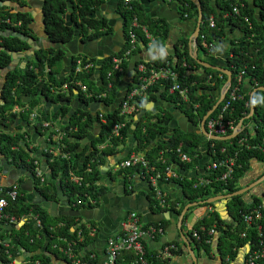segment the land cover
Returning <instances> with one entry per match:
<instances>
[{
	"label": "trees",
	"instance_id": "obj_1",
	"mask_svg": "<svg viewBox=\"0 0 264 264\" xmlns=\"http://www.w3.org/2000/svg\"><path fill=\"white\" fill-rule=\"evenodd\" d=\"M42 19L43 28L48 35V39L52 43L63 44L70 41L75 35L74 26L79 28V35L82 41H89L99 38L102 35L109 33L111 28L106 22V18L98 17L96 14L100 9L103 0H43ZM178 9L182 16H195L198 11L196 5L191 0H177ZM202 8V22L200 31L196 39V44L199 50L205 54H209L214 50L215 42H223L227 25L237 27L241 35L236 41L230 43L228 55L226 58V66L231 71V88L239 84L240 88L237 97L231 101L229 107L222 111L224 103L229 98V92L224 100L218 104L215 110L207 117H215L222 112V118L229 120L233 126H236L238 121L249 113V95L244 93L241 88V83H238L237 75L243 71L242 80L247 78L255 84V87L264 86V0L258 2L260 8V19L253 15V9L249 7L245 0H216L220 11L217 13L209 4V0H200ZM243 4L240 6V4ZM127 8L123 0L117 3V12L123 18V27L125 33V43L123 48L107 56L100 69L101 80L99 84L95 82V67L75 71L76 61L81 58L83 63L92 61L93 57L77 54L71 57V67L68 73L61 79L57 77V64L64 55L62 49L56 50L52 46L41 48L34 51V56L27 59L24 67L15 66L13 69L7 70L4 79L0 72V81L2 87L0 90V125H11L17 119L25 120L30 125L29 113L36 107L40 111V116L44 120H52L57 122L63 132L60 144H64L63 151L69 154V158L65 159L60 155L52 156L45 152L47 157V177L44 183L39 185V181L35 179V185L40 195L47 200H58V187L61 188L69 205L75 209L92 208L99 204L100 196L104 193V187L97 183L100 178L98 164H104L108 157L118 155L126 143V138L130 125L133 119L126 121V126L121 131V138H108L111 126L121 118L118 116L119 105H115V100L119 93V84L124 77L127 66L132 56L139 50L140 45H147L153 48H163L165 40L168 37L169 26L163 19H155L146 14L144 5L140 0H130ZM234 6L239 7V15H234L232 9ZM71 8V10H70ZM227 13V15H225ZM229 13V14H228ZM213 17L214 27L209 26V18ZM69 17L74 25L66 21ZM140 26H143L150 34L152 39H148L141 28H133L136 33L139 44L136 50L131 55L124 56L125 48L127 47V38L129 36L130 26L133 18ZM247 17L248 22L244 20ZM8 19L9 22L5 20ZM32 17L27 12H10L8 7L0 5V29H12L26 36H33L30 22ZM212 43L213 47L208 50V45ZM242 43V45H240ZM206 44V45H204ZM174 55H169L165 58H157L151 61L144 62L146 67L157 68L169 62V66L178 74L177 81L181 87H186L188 90L187 99L184 100L178 91L170 92L169 88L172 84L169 80H159L148 86L147 95L144 98H137V101L132 102L135 106L134 115L137 114L138 104L154 101L157 92H161L162 97L176 104L188 119L197 125L203 115L211 109L216 99L211 92L220 89L226 80V75L215 69L204 67L198 64L189 53V47L186 38L179 39L176 45ZM29 48V44L25 40H21L18 36L0 35V69H6L11 66V53H18ZM113 57L121 58L120 70L113 68ZM138 63V62H137ZM136 63V64H137ZM108 72L111 75L107 76ZM221 76V77H220ZM138 82V76L133 78L127 88H131ZM80 83V84H78ZM82 86L86 91L82 90ZM86 93H92L89 97ZM104 94V95H101ZM101 95V96H98ZM23 97H30L27 102L23 101ZM74 97L89 105L94 101H100L106 107L113 106L112 111L101 110L97 113V122L101 124L99 135L92 141V150L85 156L84 161L79 166V154L76 149L79 146V141L89 134V129L94 124V117L91 112L86 109H76L67 119L70 107L62 105L54 112H47L42 107V99L59 102L62 100L72 101ZM253 113L251 116L243 119V129L240 133L229 140H210L209 146L212 161L226 155L234 156L233 171L229 178L220 180L217 177V172L212 171L206 177L209 182L206 185L193 187L199 176L187 178L180 175L179 178L169 177L167 180L177 181L182 184L185 195L188 201L197 202L204 200L211 194H226L240 189L239 182L245 176L249 169V163L252 159L264 162V90L257 89L253 93ZM14 105L27 106L24 112L14 113L11 109ZM40 106V107H39ZM106 120L101 122V117ZM158 117L159 121H164L166 115H158L155 109L147 111L144 117H140L138 123L133 130L137 139V144L133 147L135 151L143 152L144 158L150 166H153L154 171L161 172L164 175L166 166L179 165L181 168L188 169L195 167L198 163L199 145L198 135L194 132H184L178 128L170 134L167 139L160 140L158 136L168 131V127L157 123L154 118ZM207 120V119H206ZM37 130H41L40 122H34ZM252 125V129L248 128ZM21 125H17L16 129L21 130ZM232 130H229V134ZM25 131L6 132L0 130V154L6 159L5 162L13 164L16 168H24L32 173V160L36 157L30 156L29 152L20 145V142L25 141ZM108 138V139H107ZM243 141L240 142V140ZM105 145L99 149V145ZM153 144L149 147V145ZM182 153L190 157V162L180 160L176 148ZM224 147L225 151L220 149ZM131 151L126 154H130ZM31 162H27L26 159ZM125 158V157H124ZM141 170L139 168H127V171ZM220 171V170H219ZM140 172V171H139ZM70 174L80 178L79 183H75L70 179ZM7 189H11L7 187ZM15 195H8L7 205L4 212L13 216L16 222L20 221L27 215L34 216L40 224L41 231H37L32 220L26 219L19 227L14 226L15 223L8 222L7 219L0 220V264H13L12 261L21 251L27 252L25 264H53L50 252L56 257H61L66 263L70 262L61 254L58 248L53 245L66 246L67 241L74 242L76 252H81V258L89 263H96L94 258H90V253L85 249L93 242L94 236L88 234L86 224L81 221L80 216L56 215L52 216L49 211L38 203H33L27 199L25 192L17 187ZM152 196L153 190H150ZM166 206L173 207L174 203L169 196H165ZM154 205L157 201L153 199ZM228 208L234 218V222L222 228L223 221L216 212H209L196 221L194 227L188 232V236L194 243L196 248L202 247L209 249V241L212 233L210 229H216L220 232V246L223 248V254L229 257H234L236 248L242 247L245 244L249 246L246 253V258L260 247L264 248V218H259L256 223L247 226L243 220V213L249 212L250 209L264 203L260 199L255 198L252 203L245 204L241 198V194L231 197ZM181 209V207H180ZM179 209V211H180ZM94 226L93 221H89ZM257 223L261 225L260 231L257 229ZM164 224L160 221L159 226ZM193 231H196L198 237L193 236ZM245 232L242 237L241 233ZM82 236L79 239L78 235ZM259 233L261 235H259ZM47 235V237L45 236ZM7 242V246L4 243ZM47 242L45 250H42L43 244ZM174 243L178 246L177 242ZM166 243H163V246ZM166 244V245H167ZM172 253L181 252V249L172 250ZM123 256L124 262L130 264L135 255L130 250H125L119 254L116 264H120L119 258ZM146 260L149 264H166L169 258H164L162 255L151 251H145ZM264 264V254L256 262ZM124 264V263H122Z\"/></svg>",
	"mask_w": 264,
	"mask_h": 264
},
{
	"label": "crops",
	"instance_id": "obj_2",
	"mask_svg": "<svg viewBox=\"0 0 264 264\" xmlns=\"http://www.w3.org/2000/svg\"><path fill=\"white\" fill-rule=\"evenodd\" d=\"M41 1L42 0H0V5L8 7L9 11L12 13L20 11L27 12L31 15V34L35 39L36 46L40 47L38 49L48 48L45 47V44L48 42V40L44 38ZM118 1L119 0H103L101 2L100 13L103 17L106 18V22L111 28V31L109 33H106L99 38L92 39L94 41L92 43H90L91 40L82 41L80 35H76L75 39L73 40L77 49V53L74 55L82 54L87 55L88 57H93L95 59L94 67L101 59V55L109 54L111 51H114L115 49H121L124 46L126 37L125 33L122 34V30L124 32L122 17L117 12L116 5ZM245 1L248 3L249 7L253 9L254 17L260 19V8L258 5V2L260 0ZM140 2L144 5V10L147 15L155 19H163L168 23L169 33L167 39L165 40V45L163 48H153L150 46V42H148L147 45H140L139 50L132 56V58L137 57V59L139 60L137 62H149L157 58H165L169 55H174L179 39L186 38L189 47V53H192V51H194L196 48L197 57L199 59L212 64L223 65L225 64L227 55L229 54L228 51L231 41H236L237 38L241 35V32L237 27L227 25L223 42H215L214 50L208 52L209 54H205L198 49L197 44L192 42L191 39L197 27L198 13L195 16H182L178 9L177 0H140ZM209 4L212 8L215 9L217 13L220 11L216 0H209ZM65 19L72 24L69 17H66ZM2 32L3 31L0 29V33ZM81 43H88L89 47H85V45H82ZM240 45H242V43H240ZM30 51L31 48L29 47L27 50L22 51V53H25V55L29 57H33L34 51L33 53ZM65 55L66 54L64 53L63 56ZM27 59L16 55L15 60L11 63V66H19L20 68H22L26 64ZM130 61L127 66V71L124 77L121 79L120 83L121 86L124 87L125 91L128 84L131 83L133 78L137 75L136 65L134 69H130ZM67 65L68 63L66 59L63 60L62 57L57 67V77L59 79L63 78L68 73L69 68H67ZM95 82L96 84L100 83L98 79L95 80ZM241 88L244 93L249 95L250 104V96L252 95L253 98V93L257 90V87H255V84L253 82L245 78L241 83ZM219 92V88L211 92L214 99H217ZM74 99H77V97H74L73 100ZM23 100L27 102L28 100H30V97H23ZM41 105L47 112H52L53 107H45L43 103ZM138 107L139 110L137 114H133L131 118L133 119V121L130 125V129L133 128L135 118L137 116L144 117L147 111L155 109L158 115L162 116L167 114L168 117L164 118V121H159L157 116L152 118L157 123L168 127V131L164 134H160L161 136H158V139H167L170 134L174 132L175 128H178L180 130H182L181 128H190L191 130H193L191 132L196 133L199 138V145L197 148L199 152V158L197 165L188 169L181 168L179 165H174L172 166V168L179 175H183L187 178H192L195 176H207L209 174V170L207 168L208 164L212 161L211 152L209 150V146L211 147V144L209 141L214 139H209L208 137L203 135V133L199 130L200 122L197 125L193 124L176 104L162 97L161 92H157L156 99L154 101L152 100L146 103H140L138 104ZM101 110L104 109L101 107L98 108L97 113L98 111L102 112ZM33 111L39 112L38 108L37 110L33 109ZM17 121L18 120H16L15 123ZM98 123L99 122L97 121L94 122L93 126L89 129V134L79 141V146L76 149L79 154H82L78 158L79 166L84 161L85 156L91 151V148L87 145L89 142L87 137L91 133H94L95 138L97 136L96 132L101 129ZM170 123H173V125H171ZM11 125H5L12 128L10 131L6 132H13V127L17 126L15 125L12 127ZM194 125L197 128L193 127ZM2 126L3 125H0V129L2 128ZM24 126L21 127V130H16L19 132L25 131V141L20 142V145L23 146L26 151L33 150V153L29 152V155L40 160L42 166H46L47 169V163L44 164L43 162V157L45 156L43 149L48 144L44 140L45 132H43L42 129L36 130L38 133L36 134L32 128V123L30 124V126ZM242 126L244 127L243 121ZM248 128L252 129V125H249ZM43 141H45V143ZM136 144L137 139L134 135V132H129L128 130L126 143L123 146L122 151L118 155L108 157L104 164H98L97 168L100 171V178L98 179L97 183L104 187V193L100 196L99 204L96 207L81 208L90 210L87 211V217L83 215L80 216L82 217L81 221L86 224V228H88V225L93 226L89 223V221L94 222V235L96 236L91 245L89 247H85V249L90 253L89 257L94 258L96 260V263H101L103 260H105L107 255V240L110 237L115 236V234L119 232L121 222L124 220L127 213L130 211H136L137 213H139L141 221L145 226H159L160 221H162L164 224L161 233L156 234L154 238L146 239L144 241V246L147 251H151L160 256L162 255V249L168 245L167 243H178V248L181 249V252L172 253L171 250H169V252H164V256L162 255V257L164 258H169L166 264H245L246 253L249 250V246L247 244L242 247L236 248V253L234 257L231 258L227 254H223V248H221L219 244L220 232L216 229L213 228L214 232L212 233L211 239L209 241L210 247L208 250L202 247L196 248L194 243L188 236V232L193 229L196 221L207 215L209 212H216L218 214L220 219L223 221V224L221 225L222 228L225 229L227 226L231 225L234 222V218L231 214L230 209L228 208L229 206H231L228 202L231 197H221L219 199H215L213 197H217L223 194H211L204 200L190 202L186 198L182 184L173 180L159 179L158 186L163 190L166 196H169L170 199L173 200L174 203L172 204H174V206H169L164 210L163 207H159L156 204L154 205V195L152 196L150 192L151 186L148 180L140 174L141 170H136L130 173L127 171V168L116 167L117 163L121 162L124 157L127 158L132 153L143 156V152L135 151L133 149ZM152 145L153 144L149 145V147ZM129 150L131 151V153L126 156ZM1 157L4 156L0 154V159ZM14 167L16 166H14L13 164H5V166L0 165V185H12L16 183L27 196L32 193L31 195H29V200L35 199L34 197H32V195L34 194V190H37L35 185V178L27 169H25V171H22ZM132 167L136 168L137 166ZM47 171L49 172V170H46V173ZM261 177H264V162L252 159L249 163L248 171L239 182L240 189L245 188V190L240 193L241 198L245 204L252 203L255 198L260 199V201L264 203V179L258 181V179H260ZM52 203L53 201L50 203L49 207H45L50 214L51 210L58 215V213L63 209H67V207L72 208L69 205V202L66 205V203L64 202V198L59 197L56 201L57 205L55 207H52ZM192 207H195V209L191 210ZM183 211V216L180 217ZM26 219L32 220L35 229L37 231H41V228L37 226L36 220L32 215L23 217L20 221L16 223L14 222V226L10 227L17 228ZM183 236L190 239V245L193 253L189 251L187 244L184 242ZM163 243H166L167 245L165 244L163 246ZM27 254V252L21 251L14 257L12 263L25 264L27 261ZM123 256L124 255H121L119 258L120 264H127L126 262H124ZM51 259L53 264L66 263L61 257L53 256L51 257Z\"/></svg>",
	"mask_w": 264,
	"mask_h": 264
},
{
	"label": "built area",
	"instance_id": "obj_3",
	"mask_svg": "<svg viewBox=\"0 0 264 264\" xmlns=\"http://www.w3.org/2000/svg\"><path fill=\"white\" fill-rule=\"evenodd\" d=\"M130 0H123V3L127 8H131L129 5ZM243 4L241 3L240 6ZM239 7L234 6L232 9V13L234 15H239ZM229 14V13H228ZM227 15V13L225 14ZM244 20L248 22L247 17H244ZM6 22H9L8 19L5 20ZM209 26L214 27V19L211 16L209 18ZM133 28H141L143 32L145 33L146 38L152 39L150 34L146 31V29L143 26H140L136 20V17L133 18L130 26L129 36L127 38V47L124 51V56L131 55L134 50H136L139 41L137 40L136 33L133 31ZM206 45V44H204ZM208 50H210L213 47V44L210 43L208 46ZM113 68L120 70V62L121 58L119 57H113ZM94 63L92 61H88L86 63H83L82 59L79 58L76 61V67L75 71L79 72L83 69H89L93 67ZM136 73L138 76V82L134 84L133 87L127 88L120 103H119V111L118 116L121 118L120 120H117L113 123L110 129V133L108 134V138L115 139V138H121V131L126 126V121L131 119L133 116V113L135 111L134 103L137 101V98H144L147 95V89L148 86L155 83L159 80H169L172 82L170 85L169 91L174 92L178 91L179 94L182 96L184 100L187 99L188 90L186 87H181L179 82L177 81L178 74L175 70H173L169 66V62H166L165 65L157 67V68H147L144 62H138L136 64ZM243 71H240L237 75L238 83H241L242 81V75ZM111 75L110 72H108L107 76ZM221 77V76H220ZM80 84V83H78ZM231 88V85L228 88L227 93L229 94L228 100L224 103L222 107V111H224L226 108L229 107V104L231 101L235 100L237 97H241V95L237 94L238 89L240 88L239 84L234 85V87L229 91ZM82 90L86 91L85 87L82 86ZM226 93V94H227ZM87 96L91 97L93 96L92 93H86ZM104 95V94H101ZM98 95V96H101ZM226 96V95H225ZM225 98V97H224ZM223 98V100H224ZM222 100V101H223ZM221 101V102H222ZM134 102V103H132ZM27 110V106H19L14 105L11 109V112L18 113V112H24ZM41 114L37 111H31L29 113V120L34 122H40L42 126V131L45 132L44 140L48 143L44 149L43 152H48L52 156L60 155L61 157L68 159L69 154L63 151L64 144H60V140L62 138L63 132L60 129L57 122L52 120H44L40 116ZM99 116L101 117V122L105 123V119L102 117V114L99 113ZM205 127L207 131L210 134L213 135H227V132L229 130H233L235 126L229 121L224 120L222 118V112H220L215 117L207 118L205 121ZM107 138V139H108ZM243 141V139L240 140V142ZM105 145H99V149L102 148ZM211 147H213V144H211ZM221 152L225 151V148L222 147L220 149ZM176 152L178 153L180 160L184 162H189L190 157L182 153L178 148H176ZM47 158V157H46ZM27 162H31L30 159H26ZM233 165H234V156L232 155H226L223 157L218 158L215 161H211L208 164V170L209 174L215 170L217 172V177L220 180H224L230 177L232 171H233ZM132 166H137L141 169L140 174L145 177L154 193V199L157 201V205L159 207H165L166 206V199H165V193L163 190L158 186L159 179L167 180L169 177L171 178H177L180 175L170 166H166L164 170V175L161 172L154 171L153 166H150L148 161L139 154L132 153L127 158L122 159L121 162L117 163V168H130ZM16 168V167H14ZM46 166L43 167L40 160L37 158H34L32 160V175L35 179L39 181V185L45 182L47 174H46ZM220 170V171H219ZM30 171V170H29ZM70 179L75 182L79 183L80 178L70 174ZM209 182V179L206 176H201L197 180L196 183L193 184V187H198L202 185H206ZM11 189H7V187H10ZM18 185L12 184V185H0V220L7 219L8 222L14 223L16 222V219L13 216H9L4 212V209L7 205V196L8 195H15L17 192ZM35 218V217H34ZM259 218H264V207L262 205H257L249 210V212L243 213L242 220L243 222L249 226L252 223H256V220ZM37 226L40 227L39 221L35 218ZM88 234L90 236H94L95 229L93 226L88 225ZM257 229L260 231L261 225L257 223ZM161 227L157 226H145L142 221L139 213L136 211H130L127 213L124 220L121 222L120 230L118 233L115 234V236L110 237L107 240V255L105 260H103L101 263H89L87 260H83L81 258V252H76L74 248V242L67 241L66 246H60V245H53V247L58 248V250L61 252V254L70 262V264H116L117 257L119 254L125 250H130L134 253L135 257L133 261L130 264H149V262L146 260L145 257V246L144 241L146 239L154 238L156 234L162 232ZM210 233L214 232V229L209 230ZM259 235H261L259 233ZM193 236L198 237V234L196 231H193ZM241 236H245V232L241 233ZM79 239L82 238V236L78 235ZM5 246H7V242L4 243ZM178 246H176L174 243H170L167 246H165L162 249V255L164 256V252L169 250H177ZM264 254V248L260 247L259 249L253 251L245 260V264H257L256 262L261 258ZM92 258V257H90Z\"/></svg>",
	"mask_w": 264,
	"mask_h": 264
},
{
	"label": "water",
	"instance_id": "obj_4",
	"mask_svg": "<svg viewBox=\"0 0 264 264\" xmlns=\"http://www.w3.org/2000/svg\"><path fill=\"white\" fill-rule=\"evenodd\" d=\"M195 5H196V8H197V10H198V16H197V27H196V30H195V32H194V35H193V37L191 38L192 39V42H194V43H196V39H197V37H198V34H199V30H200V24H201V22H202V8H201V3H200V1L199 0H191ZM43 0L41 1V7H42V5H43ZM117 6V5H116ZM100 9H101V5H100ZM100 9H99V11H98V13L96 14L98 17H101L102 15H101V13H100ZM120 15V14H119ZM121 16V15H120ZM122 17V16H121ZM122 22H123V18H122ZM69 24H71L70 22H69ZM71 25H74V23H72ZM79 27L77 26V25H75L74 26V32H75V35L73 36V38L70 40V41H68L67 43H63V44H56V43H52V42H50L49 41V39H48V35H47V33L45 32V30H44V38H46L47 40H48V42L45 44V47H50V46H52L53 48H55L56 50H58V49H62L64 52H65V56H63V60H65L66 59V61H67V63H68V65H67V68H69L70 69V67H71V57L74 55V54H76L77 53V49H76V45H75V43H74V39H75V36L76 35H78L79 36V29H78ZM1 35H6V36H9V35H11V36H18L21 40H25V41H27L28 42V44H29V47L31 48V51L30 52H32L33 53V51H35V50H37L38 48H40L39 46H36V44H35V39H34V37H32V36H26V35H23L22 33H19V32H16L15 30H12V29H5L2 33H0ZM122 34H124V32H123V30H122ZM41 40V39H40ZM92 42H94L93 40H91L90 41V43H92ZM191 42V43H192ZM191 43H190V45H191ZM82 45H85V47H89V45H88V43L86 44V43H81ZM120 49H115L114 51H111L109 54H104V55H101V59L99 60V62H97V64H96V66H95V74H96V77H95V80H101V77H100V69H101V64H102V62H103V60L107 57V56H109V55H111V54H113V53H115V52H118ZM16 55H18L19 57H24V58H28L29 56H27V55H25V53H22V52H18V53H11V63L15 60V57H16ZM190 56L198 63V64H200V65H202V66H204V67H207V68H211V69H215V70H217V71H220V72H222V73H224L225 75H226V80H225V82L223 83V85L221 86V88H220V92H219V95H218V97H217V99H216V101H215V103L213 104V106L211 107V109L210 110H208L204 115H203V117H202V119H201V121H200V124H199V130L203 133V135L204 136H206V137H208L209 139H214V140H229V139H231V138H233V137H235V136H237L239 133H240V131L242 130V128H243V126H242V121H243V119L244 118H247V117H249V116H251L252 115V113H253V100H252V95L250 96V109H249V113L245 116V117H243V118H241L239 121H238V123H237V125L234 127V129L231 131V133H229V134H227V135H213V134H210L208 131H207V129H206V127H205V121H206V119H207V117L213 112V110H215L216 109V107L218 106V104L223 100V98L225 97V95H226V93H227V91H228V88H229V86L231 85V71L227 68V66H226V64H223V65H216V64H212V63H209V62H206V61H204V60H201V59H199L198 57H197V53H196V48H195V50L194 51H192V53H190ZM137 61H139L138 59H137V57H133V58H131V61H130V65H129V67H130V69H134V67H135V65H136V63H137ZM14 68V66H9L8 68H6V69H0V72H1V74L3 75V77H4V79H6V77H5V74H6V72H7V70H10V69H13ZM1 87H2V82L0 81V90H1ZM119 93H118V97L116 98V100H115V105L117 106V105H119V103H120V101H121V99H122V97H123V95H124V93H125V90H124V87L123 86H121V84H119ZM257 89H260V90H264V86H259V87H257ZM24 101V100H23ZM42 103L44 104V106L45 107H53V109H52V112H54V111H56L57 109H59L62 105H68L69 107H70V110H69V112H68V114L66 115V119L71 115V114H73V112L76 110V109H84V110H86V109H88L89 111H91L92 113V115H93V117H94V121L96 122L97 121V109L98 108H103L104 110H107V111H112V109H113V106H110V107H106L105 105H103V103H101L100 101H94V102H92V103H90L89 105H87V104H85L84 102H82V101H80L79 100V98H77V99H74V100H72V101H66V100H62V101H59V102H57V103H55V102H52L51 100H47V99H42ZM48 109V108H47ZM139 117L140 116H137L136 118H135V120H134V123H133V128L132 129H129V132H132L134 129H135V127H136V125H137V122H138V120H139ZM187 119V118H186ZM18 121L15 123H13V125L15 126V125H21V126H24V125H26V126H30L28 123H27V121H25V120H21L20 118L19 119H17ZM188 120V119H187ZM167 123H168V121H167ZM171 125H173V123H170ZM98 125H99V127L101 128L102 126H101V124L100 123H98ZM175 126V125H174ZM25 127V126H24ZM193 127H196L195 125L193 126ZM32 128H33V130L35 131V133L36 134H38L37 133V128H36V126H32ZM197 128V127H196ZM2 130H4V131H10L12 128L11 127H8V126H5V125H3L2 126V128H1ZM0 129V130H1ZM182 130H184V131H188V132H191V131H193V130H191L190 128L189 129H183V128H181ZM101 130V129H100ZM100 130L99 131H97L96 133H97V136L99 135V132H100ZM94 136H95V134L94 133H91L87 138H88V140H89V142H88V146L91 148V150H92V141H93V138H94ZM44 143H45V141H43ZM5 158L4 157H1V159H0V165L1 166H5V164H8V163H6L5 162ZM2 161H3V163H2ZM43 162H44V164H46L47 163V158H46V156H44L43 157ZM17 169V168H16ZM18 170H22V171H25V169L24 168H18ZM264 179V177H261L260 179H258V181H260V180H263ZM4 185H6V184H4ZM7 185H9V184H7ZM245 190V188H241V189H239V190H237V191H234V192H231V193H227V194H223V195H220V196H217V197H213V198H215V199H219V198H221V197H227V198H230V197H232V196H235V195H238V194H240V193H242L243 191ZM58 193H59V197L60 198H64V202L66 203V205L68 204V200H67V197L64 195V194H62V190H61V188L60 187H58ZM32 193H30L29 195H31ZM27 196V199L29 200V197L30 196ZM32 197H34L35 199H33V200H29V201H31V202H33V203H38V204H40L41 206H43V207H49V205H50V203L52 202V201H48L45 197H43V196H41L40 195V193H39V191L38 190H34V194L32 195ZM191 204H194V203H191ZM57 205V203H56V201H53V203H52V207H55ZM87 211H90V210H86V209H73V208H70V207H67V209H63L61 212H59L58 213V215H68V216H86L87 217ZM183 213H184V211L182 212V214H181V216L180 217H182L183 216ZM51 215L52 216H56L57 214H55L52 210H51ZM45 236L47 237V235L45 234ZM183 239H184V242L187 244V246H188V248H189V251L191 252V253H193V250H192V248H191V245H190V239L189 238H187V237H185V236H183ZM46 246H47V242H45L44 244H43V246H42V250H45L46 249ZM46 254H50L49 252H46ZM51 255V257H53L54 255L53 254H50Z\"/></svg>",
	"mask_w": 264,
	"mask_h": 264
},
{
	"label": "rangeland",
	"instance_id": "obj_5",
	"mask_svg": "<svg viewBox=\"0 0 264 264\" xmlns=\"http://www.w3.org/2000/svg\"><path fill=\"white\" fill-rule=\"evenodd\" d=\"M59 64V63H58ZM58 64H57V67H58ZM38 108V107H37ZM37 108H34L35 110H37ZM39 110V109H38ZM39 113H40V111H39ZM32 122L30 121V124H31ZM33 124V123H32ZM12 127L14 126L13 124L11 125ZM14 128V130L16 131L17 129H16V127H13ZM14 130H13V132H14ZM193 209H195V207H192L191 208V210H193Z\"/></svg>",
	"mask_w": 264,
	"mask_h": 264
},
{
	"label": "bare ground",
	"instance_id": "obj_6",
	"mask_svg": "<svg viewBox=\"0 0 264 264\" xmlns=\"http://www.w3.org/2000/svg\"><path fill=\"white\" fill-rule=\"evenodd\" d=\"M149 226V225H148ZM162 228V227H161Z\"/></svg>",
	"mask_w": 264,
	"mask_h": 264
}]
</instances>
